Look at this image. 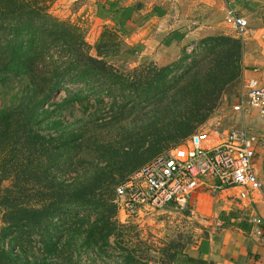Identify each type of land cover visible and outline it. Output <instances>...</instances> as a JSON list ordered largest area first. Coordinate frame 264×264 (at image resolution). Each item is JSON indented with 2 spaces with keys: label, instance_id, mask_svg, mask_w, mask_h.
<instances>
[{
  "label": "trees",
  "instance_id": "16d2710c",
  "mask_svg": "<svg viewBox=\"0 0 264 264\" xmlns=\"http://www.w3.org/2000/svg\"><path fill=\"white\" fill-rule=\"evenodd\" d=\"M118 3L99 5L97 17L130 35L144 5ZM39 4L0 0V85L24 83L18 103L0 110V264L157 262L150 246L135 242L118 222L116 190L211 119L240 83L243 43L208 36L170 65L124 75L106 60L113 42L104 40L93 56L80 28ZM181 38L175 33L165 44ZM60 91L67 97L53 103ZM91 97L99 107L111 98V115L96 109L72 123L60 119L64 108L89 104ZM112 240L120 252L114 262L108 261ZM195 241L184 234L169 239L158 251L160 262L206 264L185 253Z\"/></svg>",
  "mask_w": 264,
  "mask_h": 264
},
{
  "label": "crops",
  "instance_id": "0c3cea01",
  "mask_svg": "<svg viewBox=\"0 0 264 264\" xmlns=\"http://www.w3.org/2000/svg\"><path fill=\"white\" fill-rule=\"evenodd\" d=\"M138 2L143 3L144 9L134 15V20L138 23L145 15L144 23L147 24L142 27L138 23L139 27L132 33L129 42L136 49H148L154 44L157 33L166 34L165 41L178 33L182 37L180 40L169 45L164 41L158 50L173 55L170 59L173 63L181 58L177 54L181 48L183 52V47L194 48L200 39L224 34L241 40L244 48L243 74L232 98V108L240 104L241 96L247 95L251 85L264 88V0H129L128 4H120L128 7ZM155 8L163 15L156 14ZM230 16L247 20L248 29L243 38L226 23ZM244 108L243 112L232 113L238 118V127L262 135L264 117L247 103ZM256 168L261 178L262 164L258 157ZM242 192L243 189L234 188L213 196L208 187H204L194 193L189 209L181 213L188 214L190 220L203 227L202 235L187 247V255L206 264H264L263 205L258 197L240 199ZM255 219H260L262 224L257 226L253 222ZM259 229L262 235L257 234Z\"/></svg>",
  "mask_w": 264,
  "mask_h": 264
},
{
  "label": "built area",
  "instance_id": "2783aa9c",
  "mask_svg": "<svg viewBox=\"0 0 264 264\" xmlns=\"http://www.w3.org/2000/svg\"><path fill=\"white\" fill-rule=\"evenodd\" d=\"M226 23L240 37L245 36V18L230 16ZM245 103L264 117V88L251 85L234 111L243 112ZM261 149L264 135H255L246 128L231 129L215 137L195 134L187 146L158 156L117 188L118 219L123 224L139 221L167 208L185 212L194 193L204 187L213 196L241 188L240 199L258 197L264 209V181L256 168ZM253 222L262 224L260 219ZM257 234L262 235L260 229Z\"/></svg>",
  "mask_w": 264,
  "mask_h": 264
},
{
  "label": "rangeland",
  "instance_id": "374dc122",
  "mask_svg": "<svg viewBox=\"0 0 264 264\" xmlns=\"http://www.w3.org/2000/svg\"><path fill=\"white\" fill-rule=\"evenodd\" d=\"M111 1H117V3L119 2L124 5L129 3V0H67L66 2H64V0H38L40 3L39 6L44 7L43 9L51 16L80 28V30L84 33L85 41L93 48L91 52L93 56L97 55L96 47H98V45H100L104 40L113 42L116 46L112 48L113 50L111 49L108 52L109 56L106 57V60L110 65L124 75H131L135 69L149 64H154L159 68L170 65V59L173 55L167 53L163 54L158 51L159 48L164 45V37L166 34L162 32L157 33L154 38V44L149 46V48L144 51L138 50L129 42L134 31L133 29L128 28L127 31L130 35H125L122 31H119L112 22L102 20L97 17L99 9L98 6L106 3L108 4ZM144 22H146L145 15L138 19V23H140V25L142 24V27L147 24ZM183 48H185L188 55H191L195 47L189 49H186V47ZM182 53L181 48L180 52H177V54H180L182 57ZM168 55L170 56L168 57ZM187 63L189 64L190 60L186 62V64ZM183 66H185V64ZM184 68L185 67H182L181 70ZM7 85L4 87L0 85V110L16 105L18 103V99H16L15 96L24 88V83L17 81L13 84L8 83ZM67 88L74 92H79L81 89H84L80 85H68ZM237 90L238 89L235 88L230 94L227 93L224 96L214 115L195 133L196 135L205 134L207 136L215 137L218 134L225 133L231 129L240 128L238 127L240 123L236 122V120H238L237 116L234 118L232 114L235 112L232 108V98L233 95H236ZM67 94L68 93L65 91L56 93L52 102L61 103L67 97ZM83 94L87 95L89 93L84 89ZM104 100L106 103L104 107H99L94 97H91L89 104L86 103L84 106L74 103L72 106L64 108L65 110H63L60 115V119L63 122L72 123L82 118H88L90 115L95 113L96 109H103L101 115L109 117L111 115L109 109L112 106V99L105 97ZM120 104L121 103H118V105ZM85 107L88 109L86 112H84ZM50 109H52V107H50ZM260 133L264 135V130H260ZM189 140L182 146H187ZM260 152L261 154L258 155V159L262 164L261 179L264 181V149H261ZM118 222L127 228L126 230L129 231L135 242H144L147 246H150L152 249L151 255H153L157 261L151 264H163V262H160L161 258L158 251L169 239L178 234H184L191 236L193 241L197 240L198 237L202 235L201 228L203 227L197 222L190 220V216L188 214L181 213L178 210H171L169 208L157 214L145 217L139 221H130L123 224L118 219ZM1 226L2 224L0 223V229ZM141 248H144V246L141 245ZM119 253V250L115 248V244L112 240L111 249L109 250V256H111V258L108 259V261L114 262L119 260ZM90 257L94 258L95 254L91 253ZM83 259L87 260V257L84 256Z\"/></svg>",
  "mask_w": 264,
  "mask_h": 264
}]
</instances>
